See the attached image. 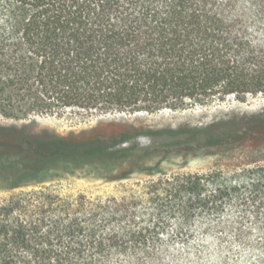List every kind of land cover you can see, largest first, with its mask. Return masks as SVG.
<instances>
[{
    "label": "trees",
    "instance_id": "16d2710c",
    "mask_svg": "<svg viewBox=\"0 0 264 264\" xmlns=\"http://www.w3.org/2000/svg\"><path fill=\"white\" fill-rule=\"evenodd\" d=\"M249 96H264V0H0L5 118L153 113ZM221 120L115 139L27 127L0 136L43 172L60 159L137 151L141 136L159 148L216 146L240 128ZM249 172L237 183L175 185L146 218L138 203L115 198L13 194L0 201V264H264V167Z\"/></svg>",
    "mask_w": 264,
    "mask_h": 264
},
{
    "label": "rangeland",
    "instance_id": "374dc122",
    "mask_svg": "<svg viewBox=\"0 0 264 264\" xmlns=\"http://www.w3.org/2000/svg\"><path fill=\"white\" fill-rule=\"evenodd\" d=\"M220 119H235L240 128L234 137L216 146L198 142L159 148L157 144L152 146L153 138L141 136L139 141L145 146L137 151L114 157L60 159L46 163L43 172L32 171L29 162L35 158L26 152H11L5 145L8 139L0 136V201L20 192L50 189L71 202L115 198L138 203V215L146 218L154 213L152 202L166 201L173 195L171 188L188 180L204 185L249 180L250 170L264 167V96L244 100L230 97L185 110L95 117L69 112L15 120L0 114V128L27 127L35 135L48 133L78 140L94 136L115 139L133 131L202 127ZM125 144L133 145L128 141Z\"/></svg>",
    "mask_w": 264,
    "mask_h": 264
}]
</instances>
